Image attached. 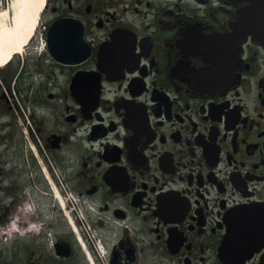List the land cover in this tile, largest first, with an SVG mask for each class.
Masks as SVG:
<instances>
[{
	"label": "flooded vegetation",
	"instance_id": "af4514ba",
	"mask_svg": "<svg viewBox=\"0 0 264 264\" xmlns=\"http://www.w3.org/2000/svg\"><path fill=\"white\" fill-rule=\"evenodd\" d=\"M248 6L44 0L0 65V264H86L61 180L110 264H264V40ZM246 206L259 217L228 246Z\"/></svg>",
	"mask_w": 264,
	"mask_h": 264
},
{
	"label": "bare ground",
	"instance_id": "6f19581e",
	"mask_svg": "<svg viewBox=\"0 0 264 264\" xmlns=\"http://www.w3.org/2000/svg\"><path fill=\"white\" fill-rule=\"evenodd\" d=\"M12 4L14 12L10 16L9 22L7 20L8 10H0V65L8 61L13 54L21 53L36 28L44 0H14ZM58 201L61 205L65 204L59 191ZM64 215L68 216L73 230L77 233V228L73 224L69 212L64 211ZM79 243L85 251L89 264H96L95 259L80 238Z\"/></svg>",
	"mask_w": 264,
	"mask_h": 264
},
{
	"label": "water",
	"instance_id": "95a60500",
	"mask_svg": "<svg viewBox=\"0 0 264 264\" xmlns=\"http://www.w3.org/2000/svg\"><path fill=\"white\" fill-rule=\"evenodd\" d=\"M249 1V6L245 9L254 10V13L249 14V17L253 20V32L261 40H264V0H237ZM259 217L257 213H254L252 207L246 206L235 209L227 221V230H226V245H230L232 240H237V235L250 233L251 225L247 222L249 218ZM240 243L246 245V249L250 250L251 240H239ZM229 250V248H228ZM58 251V250H57ZM61 254L68 255L69 251H60Z\"/></svg>",
	"mask_w": 264,
	"mask_h": 264
},
{
	"label": "rangeland",
	"instance_id": "374dc122",
	"mask_svg": "<svg viewBox=\"0 0 264 264\" xmlns=\"http://www.w3.org/2000/svg\"><path fill=\"white\" fill-rule=\"evenodd\" d=\"M14 3V0H0V10L2 9H6L8 10V17H7V20L9 22V19H10V16H12L13 12H14V6L13 4ZM39 17V16H38ZM37 23H38V20H37ZM58 179H60V177H58ZM61 185L64 187L61 196L64 198L65 200V204L64 205H61L58 201V208L61 210V218H62V222L67 225L68 227H70L69 223H68V220H67V217L64 215V211H69V208L71 206V194L69 192V190L67 189L65 183L63 180H61ZM98 257H96V260H97V264H104L105 263V259H102V261L99 259Z\"/></svg>",
	"mask_w": 264,
	"mask_h": 264
}]
</instances>
